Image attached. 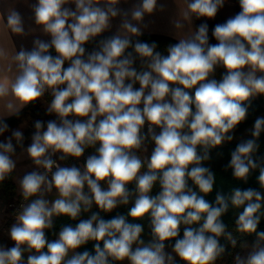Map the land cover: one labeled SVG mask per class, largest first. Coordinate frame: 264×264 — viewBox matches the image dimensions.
<instances>
[{"label":"clouds","instance_id":"clouds-1","mask_svg":"<svg viewBox=\"0 0 264 264\" xmlns=\"http://www.w3.org/2000/svg\"><path fill=\"white\" fill-rule=\"evenodd\" d=\"M20 2L0 0V186L21 200L0 264H264V117L235 136L264 97V0H238L212 26L216 43L208 21L227 0H175V42L162 48L140 39L166 9L158 0H22L31 25ZM38 102L55 118L34 120L25 146L27 122L8 121ZM234 140L223 170L244 184L258 173V188L221 187L210 201L212 150ZM61 217L76 223L57 232Z\"/></svg>","mask_w":264,"mask_h":264},{"label":"trees","instance_id":"trees-1","mask_svg":"<svg viewBox=\"0 0 264 264\" xmlns=\"http://www.w3.org/2000/svg\"><path fill=\"white\" fill-rule=\"evenodd\" d=\"M140 39L148 41V42L156 41L158 43V45H160V47L162 48L164 43H166L169 40H172L173 38L168 37V36H164V35H159V34H144L142 37H140ZM172 42H175L174 39L172 40ZM222 72H223V69H217V71H216V78L217 79L220 78ZM45 99H50V97L46 96ZM262 112H264V97H259V98H256L252 101V107L249 110L248 119L243 124L238 126V128L235 132V136L241 135L240 133H242L243 131H246L245 135H243V136L246 138H250V137H248L249 133L247 132V129H250L252 127L256 116H258ZM50 117L51 116L45 115L44 105L42 103L38 102L35 107H29L27 109H24L22 114H21V117L19 119L12 118L8 122L10 125H15L18 122H21L23 120H28V122H29L28 128L29 129L26 128L24 130V134L26 137V140H25V145H26L27 142L30 141V135H31L32 131H34L33 121L36 119H42V120L47 121L50 119ZM238 139L239 138H237V140ZM235 143H236V140H234L232 143L224 145L220 149H213L212 150V161L210 163H211V167H212L213 171L216 172L218 176H217V185L215 186L213 193L210 194L208 197H206L210 201H214L215 193L217 190H220L221 187L223 188V191L225 193H227L229 191V188L232 186H238L241 188H246V187L258 188V184L256 183V179H255V177H256V175H258V173L253 174L252 177H250L248 183L244 184L242 182H238V181H235L232 179L230 169L227 172H225L223 170V166L230 159V150H232L235 147ZM260 144H261V151L264 152V133H262V135H261ZM218 151H222L224 153L223 157H217L216 156V153ZM0 189L5 194L9 195L11 193V191L14 189V184L11 182H5V184L3 186H0ZM158 191H159V187L157 186L153 190V194H156ZM131 206L132 205L130 203L128 206L118 207L112 213H108V214L101 213V215L104 216L105 218H111L112 216H115L117 213L127 215V211ZM95 210L96 209L94 208V211ZM129 220H130V222H132L131 218H129ZM224 220L230 226L232 225L233 217H232L231 210L224 217ZM64 222L72 223L73 225L76 223V221H67L66 217L65 218H63V217L58 218L55 221V231L58 232L60 225ZM136 222L143 223V225L145 227V233L143 235V238L147 241V239H149V228H148L149 219L147 217H145L143 221H136ZM259 230H264V219H262V221H261V225L259 227ZM47 235H48L49 239H53V237H54V235L52 234L51 231H49L47 233ZM246 239L248 241H252L254 239V237H247ZM221 243H225V241L223 239H221ZM87 247L90 249L91 243L89 245H87ZM229 249L231 250L230 245H229ZM235 251H240L239 247ZM222 260L228 261L229 263L233 264L232 256L226 255Z\"/></svg>","mask_w":264,"mask_h":264},{"label":"crops","instance_id":"crops-1","mask_svg":"<svg viewBox=\"0 0 264 264\" xmlns=\"http://www.w3.org/2000/svg\"><path fill=\"white\" fill-rule=\"evenodd\" d=\"M35 0H29V3H34ZM137 2V0H129L128 4H122L121 7L127 8L130 7L132 3ZM158 3H164L166 5V9L164 12H157L153 17H146V20L151 19L153 23L150 25V28L145 31L144 34H159V35H164L168 36L174 39V29L171 24V20L177 16L178 13V7L175 3V0H158ZM18 9L25 15L26 19V24L31 25L32 21L28 19V17L31 15V12L29 8L22 2L17 4ZM239 11L238 7V0H227L224 8L220 10L218 13L217 17L214 20L208 21L209 23V28H210V43H216L214 39H211V28L213 25L216 23H222L224 22L229 16L234 15L236 12ZM202 21H195L193 22V27L201 23ZM118 23V21H113V29L112 31H115V25ZM39 34V33H37ZM110 33H105L104 35H108ZM41 38L47 39L48 37L41 36ZM20 43H24L25 46L31 47V37H28L25 40H20L17 39V46L19 47ZM264 112L259 114L257 117H261ZM255 118V119H256ZM246 131H243L241 134L245 135ZM241 137V135H239ZM239 137V138H240ZM152 145H149V154L151 152ZM91 150V149H89ZM68 163V162H64ZM80 163H83L80 161ZM30 164L29 161L25 160L22 165L18 167H23L24 165ZM28 170H31L30 168ZM14 184V183H13ZM18 194L15 191V185L13 189V194L12 195H7L5 194L1 189H0V242L2 243H10V241L7 240L6 236H4V230L10 226L11 223L14 222V217L11 218L10 220L6 219L8 218L7 216V210L4 209L3 205L1 203L11 197H16ZM3 200V201H2ZM3 204V203H2ZM94 210V209H93ZM86 215L83 218H86Z\"/></svg>","mask_w":264,"mask_h":264},{"label":"rangeland","instance_id":"rangeland-1","mask_svg":"<svg viewBox=\"0 0 264 264\" xmlns=\"http://www.w3.org/2000/svg\"><path fill=\"white\" fill-rule=\"evenodd\" d=\"M261 117H264V114H262V116ZM55 117L54 116H51L50 117V119H54ZM27 122V124H26V126H25V128H23L22 130L24 131L26 128H28L29 127V122H28V120H23V121H21V122H18L17 124H15V125H10L12 128H16V127H19L20 125H21V123H23V122ZM29 129V128H28ZM241 134V133H240ZM241 136H243L242 134H241ZM240 136L239 135H237L236 136V138H239ZM31 141H28L27 142V144L25 145V146H27L29 143H30ZM89 150V149H88ZM81 162H83V159L82 160H80ZM80 161H79V163H80ZM68 163H71V160H70V162L68 161ZM13 194V190L11 191V193L9 194V195H12ZM16 197H18V196H16ZM14 200L15 199V197H11V198H8V199H6V200H2L3 202V204L1 203V205H3V207H4V209L5 210H7V216H10V213L8 212V207H7V203H8V201L9 200ZM7 220H8V218L6 219V223H7ZM53 239H55V236L53 237ZM249 243H251V241H249ZM169 251H170V249H168ZM218 264H231V263H229L228 261H225V260H222V261H218Z\"/></svg>","mask_w":264,"mask_h":264},{"label":"built area","instance_id":"built-area-1","mask_svg":"<svg viewBox=\"0 0 264 264\" xmlns=\"http://www.w3.org/2000/svg\"><path fill=\"white\" fill-rule=\"evenodd\" d=\"M93 151V149L91 150H86L85 155L90 154ZM83 158H81L80 160H82ZM70 162V161H69ZM79 163V162H78ZM21 200L20 197H15L14 200H9L7 203V207H8V212L10 213V216H8V220H10L11 218H13V212L19 207Z\"/></svg>","mask_w":264,"mask_h":264}]
</instances>
